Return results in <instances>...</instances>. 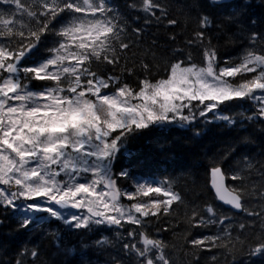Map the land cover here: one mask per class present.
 <instances>
[{"label": "snow or ice", "instance_id": "obj_1", "mask_svg": "<svg viewBox=\"0 0 264 264\" xmlns=\"http://www.w3.org/2000/svg\"><path fill=\"white\" fill-rule=\"evenodd\" d=\"M129 7L139 13L131 20L111 0H0V215L14 217L17 230L39 231L55 248L25 246L14 264H67L60 256L73 249L62 248V233L76 230L115 231L120 255L111 264H200L204 251L210 264L264 258V185L257 189L250 179L255 163L264 176V149L259 161L239 150L245 136L213 153L204 172L213 201L189 204L174 180L136 176L128 147L177 127L198 136L200 125L213 122L264 125V17L210 0L194 17L184 14L195 22L184 48L162 53L147 37L155 25L175 42L179 21L169 0ZM213 26L243 43L240 55L218 56ZM244 103L250 115L233 111ZM118 160L127 166L114 172ZM121 178L133 181L131 190L118 186ZM173 218L186 225L180 233ZM153 223L161 226L147 231ZM210 225L212 234L192 235ZM170 229V238L158 235ZM111 243L107 236L94 242ZM180 249L190 261L179 259Z\"/></svg>", "mask_w": 264, "mask_h": 264}, {"label": "trees", "instance_id": "obj_2", "mask_svg": "<svg viewBox=\"0 0 264 264\" xmlns=\"http://www.w3.org/2000/svg\"><path fill=\"white\" fill-rule=\"evenodd\" d=\"M136 0H111V3L116 5L122 13L128 15L129 19L135 15H139L134 9L129 7L130 4L135 3ZM172 5V13L178 19L177 26H173L176 33V40L172 42L168 40L165 34L168 31L165 28H157L155 25L149 28V35L147 39L156 38L161 44V52L166 53L170 48H184L185 37L191 32L195 26V22L189 19L185 22L184 14L189 13L194 17L196 14V7H205L209 5L210 0H169ZM246 5L247 15L259 19L264 17V0H236L228 3V6ZM219 20L214 22L220 24ZM235 29L233 28L232 31ZM212 32L214 34L212 43L218 47V56L224 58L232 56L233 58L241 54L240 50L243 43L229 42L224 32L213 26ZM231 34L230 32L228 33ZM217 37H219L217 39ZM193 59L199 61L200 55L198 52H192ZM162 73V69H160ZM42 83V82H37ZM233 111H244L245 115H250L252 108L250 103H244L242 107H236ZM200 135L188 129L171 128L168 130H159L152 133L150 136L143 138L140 141L129 144V150L132 153L130 159L136 165L135 175L144 177L145 179H172L175 181L173 187L175 191L181 193L189 204L202 203L204 201H213L212 192L205 186L206 181L204 177L205 166L208 164V157L218 151L222 152L229 147V142L236 141L241 137L247 136L249 139L242 144L237 145V148L246 154L254 156L256 161L260 160V153L264 149V125L251 121H246L242 127H225L220 122H213L207 126L200 125ZM207 153V157L205 156ZM127 159V158H126ZM230 159V157L228 158ZM225 160V165L228 162ZM121 160L116 161L114 170L117 172L121 167H126ZM131 171V169H130ZM250 179L257 182V189L264 185V176L260 175V164L255 163V168L252 171ZM120 185L123 184L131 190L133 181L121 178ZM154 195V194H150ZM147 199V198H145ZM253 204L259 202V196L250 197ZM214 204H219L215 201ZM176 208V202L172 205ZM222 210L228 211L229 215H235L239 219H244V214L237 215L232 211L223 207ZM182 210H177V217H182ZM0 264H14V259L17 253L25 246L32 247L33 244H39L43 249L55 251L54 244L50 242L46 236H41L39 231L17 230L16 219L9 216L5 219L0 215ZM164 227H168L167 220L161 222ZM161 223H153L148 225L147 231H154L156 227H160ZM172 224L177 233H180L185 227L182 219L177 222L173 218ZM55 223L51 227H55ZM48 227V226H46ZM216 230L215 226H208V228H194L192 235L197 233L212 234ZM257 225V231H258ZM123 231V230H121ZM100 231H93L86 234H81L79 230L72 232L77 234L75 238L72 234L69 236L62 233V248H71L75 245L78 251L72 254L71 251H64L60 256L67 264H111L114 257L120 255L119 244L115 231L108 230L113 243L107 246H96L94 242L102 238L97 235ZM234 235L236 233H233ZM86 235V237H83ZM162 238H170L172 236L171 229L168 232H161L158 234ZM88 245V247H83ZM217 250L213 249L212 252ZM178 257L181 261H190V256H185L182 249L178 250ZM211 253L204 251L200 253V264H210L207 257ZM223 262L224 257H218ZM231 261V257H228ZM236 264H264V258L240 256L237 258Z\"/></svg>", "mask_w": 264, "mask_h": 264}, {"label": "water", "instance_id": "obj_3", "mask_svg": "<svg viewBox=\"0 0 264 264\" xmlns=\"http://www.w3.org/2000/svg\"><path fill=\"white\" fill-rule=\"evenodd\" d=\"M235 0H226V3L228 4V3H232V2H234ZM221 203V202H220ZM227 208H230V206H227V205H225ZM234 211H236V212H238V213H240L238 210H234Z\"/></svg>", "mask_w": 264, "mask_h": 264}]
</instances>
